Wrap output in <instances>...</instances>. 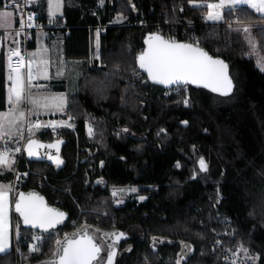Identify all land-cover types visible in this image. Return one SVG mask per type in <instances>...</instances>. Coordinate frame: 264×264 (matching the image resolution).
<instances>
[{
  "label": "trees",
  "instance_id": "trees-1",
  "mask_svg": "<svg viewBox=\"0 0 264 264\" xmlns=\"http://www.w3.org/2000/svg\"><path fill=\"white\" fill-rule=\"evenodd\" d=\"M191 1L205 5L191 8ZM212 1L105 0L96 9V0H75L76 5L65 8L66 58L89 60L90 37L99 29L103 71L88 68L79 78L65 109L73 125L61 126L58 134L43 128L36 136L59 142L63 164L23 155L21 170L28 177L20 179L18 191L37 190L67 220L57 232L43 234L38 256L21 238V256L16 258L12 245L0 254V264L47 258L57 241L81 228L126 236L128 250L114 264H230L221 261V249L229 246L245 247L256 257L252 264H264V71L230 26L238 20L264 22V16L228 8L224 21L208 23L206 4ZM117 15L124 17L122 23H114ZM156 24L168 29L172 39L223 59L232 91L222 95L143 83L136 53L145 36L157 31ZM255 29L264 51V27ZM1 70L3 59V110ZM198 158L207 171L194 177ZM12 176L0 179L9 182ZM126 186L140 187L146 200L116 205L111 188ZM14 219L22 234L33 231L15 213Z\"/></svg>",
  "mask_w": 264,
  "mask_h": 264
},
{
  "label": "snow or ice",
  "instance_id": "snow-or-ice-1",
  "mask_svg": "<svg viewBox=\"0 0 264 264\" xmlns=\"http://www.w3.org/2000/svg\"><path fill=\"white\" fill-rule=\"evenodd\" d=\"M103 3V0H101ZM231 5H248L256 12L264 13V0H228ZM49 6L52 10L51 15H55V10L60 6V0H49ZM202 6V5H198ZM225 7V0H220L217 4H207L209 12L207 19L219 20L222 18L220 9ZM11 12L0 11V28L11 26L10 17ZM29 21L32 17H28ZM24 22H20V27L23 28ZM28 27L33 25L29 23ZM248 31L247 28L244 29ZM158 41V45L155 47L150 44L149 52L142 54L139 57L140 67L146 69L149 76L157 83L172 85V84H198L204 87L211 88L214 92H220L222 95H227L232 90V81L228 77L227 65L221 60H214L206 52L193 47L191 44H178L175 42L164 41L160 37H153ZM249 43L255 49L256 45L249 40ZM34 55V54H33ZM20 56L18 49L10 50L8 56V86L7 102L12 107L7 112H0V139L9 135L4 131L5 124L14 123V119L10 120L9 117L18 109L22 100L25 99V77L21 73V68L25 67L24 59H21L13 64L12 57ZM32 61L27 63V81L31 84V81L35 78L32 73ZM41 63H44L41 61ZM261 71H264V62L259 64ZM59 100L57 107L62 108L63 98H54ZM33 104L38 103L36 100H31ZM22 118L24 113H20ZM66 123V122H65ZM53 128L59 126L55 123L51 125ZM32 127L40 128V124L33 125ZM91 133V129H89ZM35 141L29 142V155H34L31 148L35 144ZM55 145H49L48 147H54ZM19 151V149H17ZM52 159V157H49ZM59 165L62 163L60 160H56ZM0 166L8 167L9 159L8 152H0ZM199 167L201 171H207V164L204 159L199 161ZM119 191H124L123 189ZM131 192H136L137 189H130ZM113 195H117V191L113 192ZM141 200L144 197H140ZM8 196L5 186H0V252H4L7 245V221H8ZM15 211L23 218L25 225H30L33 228L39 227L43 231L48 232L50 229L55 228L58 223L61 222L64 217V213L57 212L51 208H48L43 203V198L35 196L29 193L27 196L21 193L18 200L15 201ZM18 227V226H17ZM123 235V234H121ZM120 237H117V240ZM39 239V237H37ZM59 244V241H57ZM101 248L92 242L91 237L85 236L82 240H68L67 245L62 249L63 254L60 256L59 264H92L98 254L101 252ZM32 251H38L33 246ZM115 252L111 251L108 255V264H112ZM179 264V261L177 262Z\"/></svg>",
  "mask_w": 264,
  "mask_h": 264
},
{
  "label": "crops",
  "instance_id": "crops-1",
  "mask_svg": "<svg viewBox=\"0 0 264 264\" xmlns=\"http://www.w3.org/2000/svg\"><path fill=\"white\" fill-rule=\"evenodd\" d=\"M2 2L3 7L2 9H0V11H8L12 13V16L9 18L11 21V26L0 28V59H3V70H1V72H3L2 75L4 77V109L0 110V112H7L12 105H9L7 102V90L10 82L7 79L9 70L7 69L5 50L8 47L15 46L17 42L14 33L11 31L15 24V15L10 6L12 0H2ZM74 5H76L74 0H60V6L55 10V15H51L50 12L52 10L49 6V0H34L33 2V7L37 11V13L45 18H48V20L53 25H55V29L52 31V36L49 40H46L43 34H37L34 37V40L27 46L26 69L21 71L22 75H24L25 77V86L27 87L28 91V100L29 97L33 96L34 99L37 98L36 101L40 100V104H42V98H47L50 101V104H53L48 109L49 112L47 114L43 113L44 110L42 107H40L39 103H37V105L34 104L35 108L33 109L35 113H32V115L30 116V118L34 122L40 121L42 118H45L47 116L55 115V118H57V115H65V109L68 104L69 98L75 94L79 78L90 67V63H93L94 59H96V56L93 54L92 49L89 60L68 59L65 56V40L69 33L68 30H66L65 26L66 22L64 18V11L65 8H70ZM236 6L238 5L229 6V8L235 9ZM251 10H253L256 14L261 15V17L264 16V14L256 12L253 8H251ZM119 16L124 19L122 15ZM116 20L117 19H115V21ZM206 22L210 23L209 21H207V18ZM94 33L95 32L92 31L90 37L91 40H94ZM29 60L33 62L32 73L35 77L31 81L30 85L27 81V63ZM41 61H43L44 63H41ZM54 98H63L62 108L57 107V105L59 104V100ZM38 107L43 111H39ZM33 138L37 137L34 136ZM10 161L11 159H9V163ZM4 184H6V181L0 179V186H5ZM5 188L8 194V187L5 186ZM13 215L14 211L12 209L11 226ZM7 245V249L4 252H0V254L9 252L13 245V235L10 236V234L8 233V229Z\"/></svg>",
  "mask_w": 264,
  "mask_h": 264
},
{
  "label": "rangeland",
  "instance_id": "rangeland-1",
  "mask_svg": "<svg viewBox=\"0 0 264 264\" xmlns=\"http://www.w3.org/2000/svg\"><path fill=\"white\" fill-rule=\"evenodd\" d=\"M75 2V0H74ZM105 0H103V3H101V0H96V9H100L102 8L103 4H104ZM220 3V0H215L212 2H208L207 4H217ZM207 4H206V18H207V14L209 12V9L207 8ZM198 5H205V3H199V2H189V6L191 8H196L199 7ZM227 6V7H226ZM229 6H233L231 4L228 3V0H225V7L220 9V13L222 18L219 20H209L207 19V21H209L210 23H219L224 21L223 20V13L224 10L228 9ZM238 8H248L249 10H251V8L248 7V5H238L236 6ZM260 14H264V13H260ZM258 15V14H256ZM261 17V15H258ZM117 20L114 23H122L123 18L121 16L118 15V17L116 18ZM235 23V24H234ZM234 25H231V28L242 35V38L245 42V44L249 47L250 49V53L251 56L253 57V59L256 62L257 67L260 69L259 64L264 62V51L261 50L260 48V41L258 40V38H256V32L254 31L255 28L258 27H264V22L263 20H259V21H234ZM247 28L248 31L245 32L244 29ZM257 30V29H255ZM99 34L100 31L99 29H97L94 33L95 37L94 40H91V49L93 51V54L96 56V59H94L93 63H90V67L89 68H99L101 71H103V66L100 64V55H99ZM249 40L252 41V43H254L256 45L255 49H253L252 45L249 43ZM27 54V52H26ZM99 55V56H98ZM95 61H98V63H96ZM27 62V61H26ZM24 69H26V63H25V67ZM261 70V69H260ZM182 92L185 93V95L187 94V90L185 88L181 89ZM176 92V90L174 91ZM24 96L25 99L22 100V102L20 103V106L18 107V109L12 114L11 117H9L10 120L14 119V123L8 124L6 123V127H4L5 132H8L9 135L4 136L2 139H0V142H3L2 145H0V152L3 151H7L6 147L10 148V151L8 152V159H11L9 166L8 167H3L0 166V176H8L11 173H13L12 176V180L9 182H6V184H4L6 187H8V221H7V229H8V233L10 234V236H12L11 234V230H12V226H11V218H12V205H13V200L14 197L17 193V191L19 190L20 184H21V180L18 179L19 177H17V181H15V171H16V159H17V152L21 151L23 152V146L24 144H26V142L28 140H30L31 138H33L34 136H38L40 134V131L43 128H35L32 127L33 125L36 124H47L50 123L51 121H49L50 116H47L45 118H42L40 121L34 122L32 121V119L30 118V116L32 115V113L34 112V104L31 102V100H36L34 99L33 96L29 97L28 100V91H27V87L25 86V92H24ZM38 103L40 104V100L38 101ZM184 103L185 105L188 104V98L184 97ZM37 105V103H36ZM53 104H50V101L47 98H42V104H40V107L43 108L45 114H47L49 111L48 109L50 108V106ZM12 107V106H11ZM39 108V107H38ZM42 109L39 108V111H43ZM24 113V116L21 118L19 116L20 113ZM58 119L55 120V124L59 125L58 127H65L68 125H73L71 123L68 122L67 118L65 115H57ZM66 122V123H65ZM21 143V145H20ZM17 149H19V151H17ZM24 153V152H23ZM199 161L200 159H197L196 165H195V169L194 172L192 173L194 177L196 176H203V174L206 171H201L200 167H199ZM3 185V184H2ZM135 188L137 189L136 192H131L130 189ZM123 189L124 191H119ZM117 191V195H113V192ZM110 194L112 195V198L115 202L116 205L122 204L126 199H129L131 201H136V202H143L146 200V196L141 194V190L140 187H134V186H126V187H113L110 190ZM140 197H144L143 200L140 199ZM88 232V234L93 238V232L92 230L86 231ZM91 232V233H89ZM227 232V231H225ZM82 233V232H80ZM98 233V232H97ZM105 234H108L105 232ZM106 237L108 236L110 238V235H105ZM107 237V238H108ZM218 245H220V243H218ZM33 246H35L37 249H39V243L37 242H31V244L28 246L29 250L31 252V254H33L34 256H38L39 250L38 251H32ZM222 250L223 256L221 257V261H225L228 262L230 264H252L255 263L256 261V257L254 255H252L248 249H246L243 246H240L238 248H236L235 246H229V247H224Z\"/></svg>",
  "mask_w": 264,
  "mask_h": 264
},
{
  "label": "built area",
  "instance_id": "built-area-1",
  "mask_svg": "<svg viewBox=\"0 0 264 264\" xmlns=\"http://www.w3.org/2000/svg\"><path fill=\"white\" fill-rule=\"evenodd\" d=\"M33 2L34 0H13L10 4L12 11L14 12L15 15V24L13 26V28L11 29V31L14 33L15 37H16V42L17 44L13 47H8L5 50V54H6V60H7V69L8 68V56H9V52L10 50H16L18 49L20 52V56H13L12 57V62L13 64H15L16 62H18L21 57H23L24 59V63H26L27 61V46L34 40V37L37 34H43V36L45 37L46 40H49L52 36V31L55 29V25H53L48 18H44L41 15H39L37 13V11L34 9L33 7ZM235 9H238L237 7H235ZM31 16L32 20L29 21L28 17ZM23 21L24 22V27L21 28L20 27V22ZM31 23L33 26L32 27H28L27 25ZM164 26H167L168 24L163 23ZM157 32L162 31L163 32V36L165 38H167L168 40H175L172 39V35L170 34V31L168 29L163 28V26L156 24L155 25ZM65 28V27H64ZM161 33V32H160ZM24 70V67L21 68L20 71ZM10 71V70H9ZM148 79L145 76V78L142 79V82H147ZM55 120H57V118H55V115L50 116L49 121H51L50 123L47 124H42L41 128H50L53 130H56L57 134L58 131L57 129L60 127H55L53 128L52 126H45V125H51L52 123L55 122ZM7 151H10L9 147H6ZM17 159H16V171H15V181H17V177H19L18 179H25L28 177V171H22L21 170V166L23 165L22 161H23V155L24 153L21 151L17 152ZM105 213H102V216H105ZM76 221H72V224H75ZM12 235H13V247H14V253L16 255V258H19L21 256V251L19 248V240L22 238V241L24 243H27L28 245L31 244V242H39L44 240V235L33 230L30 234H22L19 230V228L17 227V224L15 222L14 219V215H13V219H12ZM37 237H39V239H37Z\"/></svg>",
  "mask_w": 264,
  "mask_h": 264
},
{
  "label": "water",
  "instance_id": "water-1",
  "mask_svg": "<svg viewBox=\"0 0 264 264\" xmlns=\"http://www.w3.org/2000/svg\"><path fill=\"white\" fill-rule=\"evenodd\" d=\"M130 6H131L132 10L135 11V13L137 14V10L135 9V7H133L132 5H130ZM156 36H158L161 39H163L164 41H168V42H175V43H178V44H191V45H193V47H198L199 49H201L204 52H206L214 60H221V61H223L224 64L227 65L228 77H229V79H231L230 78V75H229V66H228V64L223 59H221L219 57H216V56H213L210 52H208L205 48H203L201 46H198L196 44H193V43H190V42H187V41L168 40L167 38H165L163 36V34L157 32V31H154L152 33H148L145 36L143 49L141 51H139V52L136 53V58H135L137 69L141 73H143L147 77L148 81L151 82L152 84H154L156 86H159V87H162L164 89H170V88L182 87V86H192V87H195V88H203V89L212 91L211 88L204 87L202 84L201 85H198V84H191V83H189V84H180V85H177V84L165 85V84L157 83L156 81H154L149 76L147 70L140 67L139 57L142 54L149 52L150 44L153 45L154 47L156 45H158L159 42L153 39V37H156ZM232 88H233V84H232ZM212 92H214V91H212ZM214 93L221 94L220 92H214ZM30 141H35L36 142L35 144L32 145L31 150L34 153V155H31V156L29 155V147H28ZM2 143L3 142H0L1 145H2ZM49 145H55V146L54 147H48ZM23 152H24V155L27 158L32 159V160H38V161L48 162V163L53 164V165H55L57 167H59L60 165L63 164V158L61 157V146H60V144H59L58 141H56V142H47V141L40 140L39 138H31L30 140H28L26 142V144H24V146H23ZM49 157H52V159H50ZM57 159L60 160V161H62V163H60L58 165L57 162H56ZM21 193L25 194V196H27L29 193H31V194H34L35 196L42 197L43 198V203H44V205L46 207L51 208V209H53V210H55L57 212H62V213H64V212L62 210H60L58 207L49 204L47 202L46 198L41 193H39L37 190H34V189L28 190V191H22L21 190V191H19L16 194L12 206H13L14 213L16 214L17 217H19V220H20V222H21V224H22L23 227H25L27 229H33L35 231L40 232L41 234L47 235V234L51 233L53 230H55L57 228V226H61V225L65 224V222L67 220L66 213H64V217L62 218L61 222L58 223L55 228L50 229L48 232L43 231V229H41L39 227L33 228L30 225H25L24 222H23V218L20 216L19 213H17L15 211V201L19 199ZM84 230H85L84 228H81V229L75 231L74 233L70 234L61 245L60 244H57L56 248L57 247L60 248V253H59V257H58L59 260H60V256L63 254L62 249L67 245L68 240H82L85 236L91 237ZM80 232H82V233H80ZM91 239H92V242L94 244H96L97 246H99V244L92 237H91ZM100 253L98 254L97 258L100 256ZM95 260L92 261V264L95 262Z\"/></svg>",
  "mask_w": 264,
  "mask_h": 264
},
{
  "label": "flooded vegetation",
  "instance_id": "flooded-vegetation-1",
  "mask_svg": "<svg viewBox=\"0 0 264 264\" xmlns=\"http://www.w3.org/2000/svg\"><path fill=\"white\" fill-rule=\"evenodd\" d=\"M18 192L19 191H17V193ZM61 226H57V228L53 230L51 233L57 232L58 228H60ZM51 233L45 236H49L51 235ZM86 233L88 234V232ZM93 233H94L93 239L99 244L100 248L102 249L100 256L95 260L93 264H108V255L111 251L115 252V256L112 261V264H114L115 260L119 258L120 256H122L128 250V243L125 240L126 236L124 234L121 235L122 233H109L108 232V234L110 235V238L108 236L107 238L105 235H108V234H105L103 232L97 233L94 231ZM117 237H120V238L117 240ZM65 239H63V241L61 242L59 241V244L61 245L65 241ZM59 253H60V248L57 247L56 250H54L51 253V255H49L47 258L45 257L39 258L35 260L34 262H31L30 264H59V258H58Z\"/></svg>",
  "mask_w": 264,
  "mask_h": 264
}]
</instances>
